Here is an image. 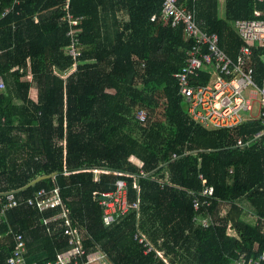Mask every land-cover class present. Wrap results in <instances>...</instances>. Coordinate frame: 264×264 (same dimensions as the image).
I'll return each instance as SVG.
<instances>
[{"label": "trees", "instance_id": "obj_1", "mask_svg": "<svg viewBox=\"0 0 264 264\" xmlns=\"http://www.w3.org/2000/svg\"><path fill=\"white\" fill-rule=\"evenodd\" d=\"M15 1L0 0V78L6 84L0 92V193L19 190L15 197L26 198L57 186L70 218L84 231L87 252H105L111 264H167L156 250L145 252L135 238L139 231L175 264H229L241 252H262L264 143L238 145L261 124L248 120L211 129L190 116L174 76L190 43L181 26L151 20L160 16L163 0H69L85 46L77 59L66 52L67 0ZM184 2L196 7L199 24L216 31L233 58L243 43L233 21L264 19V0H226L225 18L218 0ZM253 50L256 80L262 83L264 46ZM29 72L32 80L25 79ZM139 108L147 112L145 122L136 119ZM97 168L109 172L97 180ZM140 168L168 176L173 185L141 179L139 208L105 225L100 194L124 177L115 172ZM45 175L50 177L21 189ZM205 186L214 188L211 205L203 203L212 199L201 195ZM136 192L130 186V201L138 198ZM6 201L0 195V206ZM60 210L27 205L6 210L0 216V264H8L16 233L24 235L29 263L53 261L69 249L65 220L44 223ZM208 213L213 223L203 226L199 219Z\"/></svg>", "mask_w": 264, "mask_h": 264}, {"label": "built area", "instance_id": "obj_2", "mask_svg": "<svg viewBox=\"0 0 264 264\" xmlns=\"http://www.w3.org/2000/svg\"><path fill=\"white\" fill-rule=\"evenodd\" d=\"M198 1L201 0H193L194 3ZM18 2L19 0L15 1V3ZM12 7H7L3 15L8 14ZM64 10L66 14L63 16V20L69 23L70 28L67 31V36L71 39V43L66 47V52L73 59H77L84 48L78 37L81 20L74 17L69 11V0L64 6ZM196 13V7H190L186 2L180 4V0H163L160 16L154 14L151 17V20L154 21L160 18L165 24H170L172 27L181 26L185 40L190 43L184 65L180 71L174 74L179 85V94L186 103L188 113L198 123L211 129L234 128L248 120H259L261 130L247 139L240 138L238 145L249 146L258 139H263L264 143V80L262 83L257 82L253 65V47L255 45L264 46V19H236L233 21V26L243 42L237 58H233L220 46L219 34L216 31L204 29L199 24ZM256 14L259 13L256 12ZM261 58L264 63V54ZM75 69L76 63L73 70ZM205 75H208V79L203 81ZM5 87V82L0 78V92L5 90ZM256 103H258V110L255 115L253 111ZM245 112H248L249 115ZM135 116L140 122H145L147 112L144 108H139ZM177 157L176 153L172 156L173 159ZM94 171L97 173L109 172L103 168H97ZM115 174L124 177H119L116 180L114 190L100 194L105 225H110L129 210L139 208L141 179L151 178L162 187L166 184L173 185L168 176L166 178L157 177L151 175V172H147L144 168H140L138 172H115ZM129 178L131 185L128 181ZM130 186L137 190L138 198L135 201H130ZM201 195L212 197L210 200L203 201L206 205H211V201L215 199L213 186H205ZM22 205L37 207L41 210L61 207L59 213L44 219V223L64 219L66 227L63 233L69 237L71 247L58 253L55 260H49L42 264H111L105 252H87L84 231L77 223H73L62 202L57 186L52 189L42 187L32 196L26 198H16L14 193H10L7 195V201L0 206V214H5L9 208ZM194 207L200 208V199H195ZM199 221L203 226H209L213 223V218L208 213ZM227 230L229 234H235L231 224H228ZM135 238L143 243L146 248L145 252L156 250L167 264H175L170 262L162 251L155 249L141 231L135 235ZM15 240L16 246L7 260L8 264H37L28 262L24 235L16 233ZM84 256L86 259L83 260ZM229 264H264V250L257 256L241 252Z\"/></svg>", "mask_w": 264, "mask_h": 264}, {"label": "crops", "instance_id": "obj_3", "mask_svg": "<svg viewBox=\"0 0 264 264\" xmlns=\"http://www.w3.org/2000/svg\"><path fill=\"white\" fill-rule=\"evenodd\" d=\"M218 4H219V8H218V13H219V16L221 17V18H225V16H226V12H225V9H226V0H218ZM123 12V11H122ZM120 18L122 17V18H125V19H128V16H126L125 14H123V13H121L120 15H118ZM234 27V26H233ZM235 29V28H234ZM84 48H85V46H84ZM73 69V68H72ZM27 75H31L30 74V72L27 74ZM26 75V76H27ZM26 78V77H25ZM31 79V78H30ZM32 89V88H31ZM31 91V90H30ZM31 93V92H30ZM34 99V98H33ZM37 99V97L34 99V100H36ZM95 172V171H94ZM96 173V179L98 180V176H99V174L100 173H97V172H95ZM7 194H4V195H8V194H10V193H14V191H11V192H6ZM3 215H5V214H0V216H3Z\"/></svg>", "mask_w": 264, "mask_h": 264}, {"label": "rangeland", "instance_id": "obj_4", "mask_svg": "<svg viewBox=\"0 0 264 264\" xmlns=\"http://www.w3.org/2000/svg\"><path fill=\"white\" fill-rule=\"evenodd\" d=\"M72 72H73V69L71 68V69L65 71V72L63 73V76L66 77L67 75H69V74L72 73ZM30 74H31V73H30ZM30 78H31V79H30ZM25 79H27V80H32V79H33V75H32V74H31V75H27ZM30 92H31V93H30L31 97L35 99V98L37 97V90H36V88L33 87V88L31 89ZM257 110H258V103H256V105L254 106V111H253V113H254L255 115L257 114ZM245 113H246L247 115H249L248 112H245ZM252 221H254L253 218H252Z\"/></svg>", "mask_w": 264, "mask_h": 264}, {"label": "water", "instance_id": "obj_5", "mask_svg": "<svg viewBox=\"0 0 264 264\" xmlns=\"http://www.w3.org/2000/svg\"><path fill=\"white\" fill-rule=\"evenodd\" d=\"M47 177H50V176H49V175L40 176V177H38L37 179L33 180L32 182H30L29 184H27L26 186H24V187L21 188V189H25V188H27V187H29V186L35 184L36 182L40 181L41 179H44V178H47ZM17 191H19V190H15L14 193L17 192ZM4 194H7V193H6V192H4V193H0V195H4Z\"/></svg>", "mask_w": 264, "mask_h": 264}]
</instances>
